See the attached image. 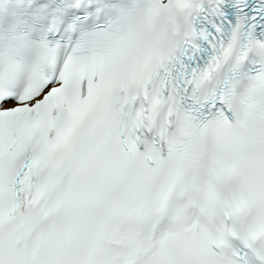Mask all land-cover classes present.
Segmentation results:
<instances>
[{
  "label": "snow or ice",
  "instance_id": "snow-or-ice-1",
  "mask_svg": "<svg viewBox=\"0 0 264 264\" xmlns=\"http://www.w3.org/2000/svg\"><path fill=\"white\" fill-rule=\"evenodd\" d=\"M0 264H264V0H0Z\"/></svg>",
  "mask_w": 264,
  "mask_h": 264
}]
</instances>
